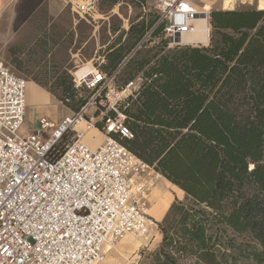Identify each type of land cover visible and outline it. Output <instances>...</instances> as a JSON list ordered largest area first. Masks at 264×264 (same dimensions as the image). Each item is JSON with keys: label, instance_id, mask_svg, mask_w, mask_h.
I'll list each match as a JSON object with an SVG mask.
<instances>
[{"label": "trees", "instance_id": "16d2710c", "mask_svg": "<svg viewBox=\"0 0 264 264\" xmlns=\"http://www.w3.org/2000/svg\"><path fill=\"white\" fill-rule=\"evenodd\" d=\"M158 22L133 25L130 47L106 50L102 68L112 76L126 61L123 86L142 78L122 109L134 135L128 148L190 200L172 205L165 223L175 231L163 228L161 246L141 264H264V11H214L209 47L167 51L160 43L127 60L148 34L164 36ZM65 90L79 112L86 97L73 83Z\"/></svg>", "mask_w": 264, "mask_h": 264}, {"label": "built area", "instance_id": "2783aa9c", "mask_svg": "<svg viewBox=\"0 0 264 264\" xmlns=\"http://www.w3.org/2000/svg\"><path fill=\"white\" fill-rule=\"evenodd\" d=\"M169 48L210 44L211 11L206 0H156ZM94 20L93 0L74 6ZM201 23L208 42L191 41ZM117 72L81 62L72 76L89 93L79 112L40 129L25 131L27 81L11 73L0 57V264H104L111 248L126 237L148 238L158 230L147 213L153 181L163 178L128 148L134 139L121 106L139 94L142 78L121 89ZM95 107L97 117H87ZM97 131L106 142L89 146Z\"/></svg>", "mask_w": 264, "mask_h": 264}, {"label": "rangeland", "instance_id": "374dc122", "mask_svg": "<svg viewBox=\"0 0 264 264\" xmlns=\"http://www.w3.org/2000/svg\"><path fill=\"white\" fill-rule=\"evenodd\" d=\"M85 1L87 0H33L31 4L27 5L26 14L29 17L44 19L45 24L42 20L40 23L41 31L38 30L41 38L52 40V49L49 51L47 59L35 73H28L37 69L30 61L35 60L34 57L30 56L29 51H25L26 58H21L23 59L22 64L19 65L18 63V68L22 72L15 73L13 71L15 76L25 79L28 83V108L25 123V128L28 130H39L41 118L59 122L75 113L72 105H77V103L66 104L65 88L72 83L71 75L81 61L95 60L103 68L107 65L103 56L104 51L114 45H123L126 49L130 47L127 33L133 25H137L143 20L150 24L159 18L156 0H148L144 7L140 6V0H117L115 4H112V0H93L98 13L94 20H84L75 14L74 6ZM224 2L225 0H206L205 4L210 8L211 13L234 10L264 11V7L260 5V0H233L229 9L224 8ZM214 36L215 31L211 26L210 44H212ZM160 43L167 44V51L174 49L169 48V42L164 36L152 38V35L148 34L141 44L135 47L127 60L132 57L136 63L139 62L150 49L160 45ZM139 51L141 55H139ZM124 69L116 80L117 88L122 87L123 81L126 79ZM33 85H35V90L29 89ZM80 94L83 97L89 96V93L84 91H81ZM137 97L138 95H135L134 99ZM130 106L131 103L122 105L121 109L125 110ZM97 116V109L95 107L90 108L87 117ZM95 133L98 134L96 131ZM100 135L98 134L99 139L95 140L94 143L100 144L102 141H106L104 135H101L102 138ZM152 176L154 177L153 187L147 195L146 205L149 214L157 222L158 230L148 238L129 236L122 239L111 248L104 264H141L143 253L155 252L161 246L163 228L172 233L175 231L173 226H166L165 223L170 208L175 202L187 205L190 200L182 190L174 185L172 187V184L166 179H156L154 175ZM230 236L234 237L233 239L237 244H241L243 241L240 236L231 234ZM138 244H141L140 247ZM216 251L219 261H222V255L226 252V248L224 246L217 247ZM228 254H230L229 251ZM187 264L204 263L189 258Z\"/></svg>", "mask_w": 264, "mask_h": 264}, {"label": "crops", "instance_id": "0c3cea01", "mask_svg": "<svg viewBox=\"0 0 264 264\" xmlns=\"http://www.w3.org/2000/svg\"><path fill=\"white\" fill-rule=\"evenodd\" d=\"M32 1L33 0H0V57L10 71L12 70L11 73H13V71L15 73L22 72L18 68V63L19 65L22 64L23 59L21 58L25 57V51H29L30 56H32V58L34 57L35 61H30L31 63L33 62V65L37 68L36 70H31L28 73H35V71L41 67L42 63H44V60L47 59V56L49 55L48 53L52 49V40L49 41V39L46 38L42 39L40 36V23L43 20V23L45 24L44 19L41 17H39V19L32 18L26 14L27 5L31 4ZM260 5L264 7L262 0H260ZM103 56L106 60V51L103 52ZM41 57H44V59H41ZM85 61L87 60H83L81 62ZM29 89L35 90V85H33V87H29ZM25 131L27 133L33 132L32 130H28L26 128ZM92 134L93 135L88 134L86 139V142H88L90 146L94 145L92 144L94 142L91 143L89 140L97 141L99 139L97 133L94 132ZM105 142L106 141H102L98 147L103 145ZM97 145L98 144H95L94 146ZM166 185L168 184L166 183ZM171 186L173 187V184Z\"/></svg>", "mask_w": 264, "mask_h": 264}, {"label": "bare ground", "instance_id": "6f19581e", "mask_svg": "<svg viewBox=\"0 0 264 264\" xmlns=\"http://www.w3.org/2000/svg\"><path fill=\"white\" fill-rule=\"evenodd\" d=\"M225 6L224 8L226 9H229L231 7V4L233 3V0H225ZM262 3L264 4V0H262ZM208 24L206 25L205 23H201L200 27L198 28L197 30V34L192 38L190 39L191 41H197V42H202V43H207L208 42ZM95 131H93L92 133H94ZM97 132V131H96ZM92 133H90L89 135H93ZM99 134V133H98ZM100 135V134H99ZM90 137V136H89ZM92 142H95L92 141V140H89ZM88 144V142H87ZM92 144H96V143H92ZM101 144V143H100ZM100 144H98L97 146H94V145H91L92 147L94 146L95 148L98 147ZM90 146V144H88ZM93 147V148H94ZM147 213L149 214V209H147ZM150 215V214H149ZM151 216V215H150ZM138 245H141V244H138Z\"/></svg>", "mask_w": 264, "mask_h": 264}]
</instances>
